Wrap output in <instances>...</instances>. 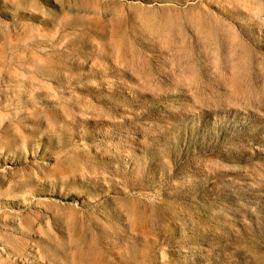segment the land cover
Returning a JSON list of instances; mask_svg holds the SVG:
<instances>
[{
  "label": "rangeland",
  "instance_id": "1",
  "mask_svg": "<svg viewBox=\"0 0 264 264\" xmlns=\"http://www.w3.org/2000/svg\"><path fill=\"white\" fill-rule=\"evenodd\" d=\"M0 264H264V0H0Z\"/></svg>",
  "mask_w": 264,
  "mask_h": 264
}]
</instances>
